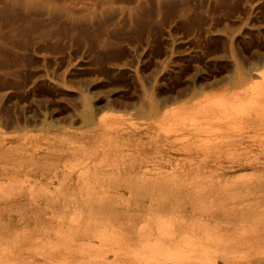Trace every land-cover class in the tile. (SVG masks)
<instances>
[{"label":"rangeland","instance_id":"374dc122","mask_svg":"<svg viewBox=\"0 0 264 264\" xmlns=\"http://www.w3.org/2000/svg\"><path fill=\"white\" fill-rule=\"evenodd\" d=\"M0 264H264V0H0Z\"/></svg>","mask_w":264,"mask_h":264},{"label":"bare ground","instance_id":"6f19581e","mask_svg":"<svg viewBox=\"0 0 264 264\" xmlns=\"http://www.w3.org/2000/svg\"><path fill=\"white\" fill-rule=\"evenodd\" d=\"M260 124H263V123H259V125H260ZM254 151H255V150H254ZM252 153H253V151H252Z\"/></svg>","mask_w":264,"mask_h":264}]
</instances>
